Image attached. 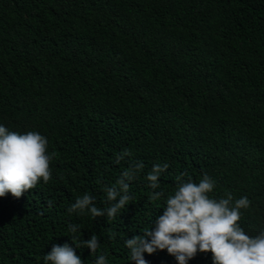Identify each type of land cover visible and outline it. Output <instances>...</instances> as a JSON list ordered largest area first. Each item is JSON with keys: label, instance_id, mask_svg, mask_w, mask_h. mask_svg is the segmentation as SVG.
<instances>
[{"label": "trees", "instance_id": "16d2710c", "mask_svg": "<svg viewBox=\"0 0 264 264\" xmlns=\"http://www.w3.org/2000/svg\"><path fill=\"white\" fill-rule=\"evenodd\" d=\"M0 124L47 137L49 182L0 197V264H44L53 245L96 234L78 247L85 264H132L127 238L151 227L164 201L149 199L145 175L168 163L165 193L187 173L217 181L213 195H246L241 227L264 230V0H0ZM142 161L129 202L115 219L69 213L89 193ZM50 202V203H49ZM117 233L111 239L112 233ZM74 243H78L74 241ZM148 264H177L167 251ZM188 264H212L197 254Z\"/></svg>", "mask_w": 264, "mask_h": 264}, {"label": "clouds", "instance_id": "9594fccd", "mask_svg": "<svg viewBox=\"0 0 264 264\" xmlns=\"http://www.w3.org/2000/svg\"><path fill=\"white\" fill-rule=\"evenodd\" d=\"M47 145V137L38 131L20 133L0 124V197L10 193L19 199L41 180L49 182L52 176L50 163L56 153L48 152ZM132 156L127 148L116 155L114 162L120 164L125 161L127 167L115 184L103 188L106 207H98L95 197L85 193L76 198L68 212L88 213L94 219L105 216L115 219L134 199L130 194L131 183L145 167L142 161L126 160ZM168 168V163H155L145 175L148 187L152 189L149 199L163 200L164 207L151 227L124 241L132 264H148L145 254L153 255L165 250L177 264H188L198 253H210L212 264H264V230L249 235L239 223L242 210L250 208L251 200L246 195L234 198L230 191L216 197L213 193L217 181L207 173L199 181L193 180L186 172L181 173L175 178L174 191L165 193L160 190V179ZM67 228L75 247L68 243L53 245L43 257L44 264H85L76 254V249L86 248L95 254L101 248L96 234L85 241L79 237V224L70 223ZM116 235L113 232L110 238L115 239ZM94 264H108L106 255H97Z\"/></svg>", "mask_w": 264, "mask_h": 264}]
</instances>
